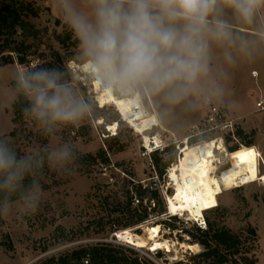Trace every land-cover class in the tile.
Listing matches in <instances>:
<instances>
[{"label":"rangeland","instance_id":"obj_1","mask_svg":"<svg viewBox=\"0 0 264 264\" xmlns=\"http://www.w3.org/2000/svg\"><path fill=\"white\" fill-rule=\"evenodd\" d=\"M23 1L33 3L34 9L38 10V17L31 19V22L37 28L47 27L48 32L39 40L28 41L32 44L31 50L36 52L28 66L19 65L14 59L13 63L0 67V136L8 134L14 128L11 108L14 99L10 94L14 73L33 68L38 64L48 67L47 63L52 61L50 48L58 50L61 55L72 52L71 59L59 64L58 67L66 68L71 84L92 104L93 112L89 120L65 128L58 134L62 141L73 145L76 159L68 170L45 166L40 176L43 190L37 211L22 214L14 206L10 214L2 216L4 223L0 231V264H37L48 256L96 242L105 241L131 246L121 240L125 232L145 236L148 228L153 229L154 224H158L156 227L159 230L154 241L167 240V242L158 249H152L151 245L142 248L131 246L140 257L147 258L150 264H196L199 260L193 259L192 256L202 251V247L198 244L199 248H195L196 250H187L180 244L192 243V239L182 231V228L190 229L193 226H199L197 223L200 220H193L186 212L177 213L176 219L169 220L168 216L172 214L168 213L166 196L174 194L173 184L178 173L172 168L181 155L180 147H185L182 142L184 138H191L196 144L223 135L221 132L202 133L205 128L203 103L195 109L183 110L185 113L176 112L173 116H166L157 96L149 91L138 89L149 116L146 120L139 122L138 131H136L135 128L119 120V115L112 106L101 108L94 101L93 95H97L99 89L91 82L97 84L96 78L86 76L71 67V62L79 65L84 61L78 56L77 47L71 45L72 34L70 39L64 41L66 35L71 32L54 8L53 0ZM54 20H58L59 24L57 25ZM16 37L21 39L20 31L17 32ZM246 67L248 70L252 67L259 71L255 63H250ZM259 79V76L249 77L243 74L239 76V79H233L232 83L237 89L245 92L251 87L257 88ZM153 98H156L155 101L152 100ZM177 111L180 112V109ZM100 119L103 120L101 125L97 124ZM114 122L117 123V134L111 136L106 129V124ZM17 129L19 140L15 141V147L22 153L34 146L50 143L49 138L43 135L28 118L19 120ZM144 135L149 136L150 139L152 136L155 139L159 137L158 146L153 144L152 147H144ZM227 138L228 135L224 134L223 142L228 152L231 146L238 148L241 144L244 145L242 138L237 134L235 139ZM171 144L174 145L173 149L169 148V151L174 154L173 162L164 170L162 176H158L151 152L156 148L159 149L158 155L164 160L170 153L162 149ZM236 152L245 154L242 148L241 151ZM102 153L107 157V162L100 161L101 158L98 157L89 164L82 162L79 158L87 154L100 156ZM216 154L223 157V154L219 152ZM224 159L226 162L229 161L227 157ZM221 162L222 160L215 163ZM229 163L221 166L219 172L229 167ZM260 170L262 171V166ZM129 182L140 183L144 187L153 186L158 190L162 203L159 206L156 205L155 211L151 212L147 222L140 226L128 227L130 229L128 231H118L122 230L119 228L114 234L111 232L110 225L118 218L124 222L123 217L127 213L124 209L117 212L113 208L125 206L127 202L125 194L130 187ZM217 205L219 206L216 210L203 213L204 220L207 217L210 221L235 232L239 238V252L255 260V264H264V185L254 182L224 191L211 199L210 208ZM164 207L165 213L158 215L157 211ZM99 219H102L104 223L103 229L96 224ZM165 220L176 228L166 227L163 224ZM251 230L255 233L252 234ZM8 245L11 248H8ZM157 251H159L158 254ZM200 264L204 263L200 260Z\"/></svg>","mask_w":264,"mask_h":264},{"label":"clouds","instance_id":"obj_2","mask_svg":"<svg viewBox=\"0 0 264 264\" xmlns=\"http://www.w3.org/2000/svg\"><path fill=\"white\" fill-rule=\"evenodd\" d=\"M53 6L105 89L149 91L166 116L204 101L234 111L235 99L225 102L234 96L233 70L264 60V47L233 27L264 33V0H53ZM10 94L24 101L23 115L50 143L20 154L10 137L0 136V216L14 206L22 214L37 211L42 170H68L76 159L73 145L58 134L93 112L61 67L16 71Z\"/></svg>","mask_w":264,"mask_h":264},{"label":"trees","instance_id":"obj_3","mask_svg":"<svg viewBox=\"0 0 264 264\" xmlns=\"http://www.w3.org/2000/svg\"><path fill=\"white\" fill-rule=\"evenodd\" d=\"M38 15V10L34 9L33 3L31 2H25L23 0H0V67L13 63L14 59L17 60L19 65L23 66H28L31 62V57L34 56L36 52L35 50H31L32 44L28 43V41L39 40L43 34L48 32L47 27L37 28L35 24L31 22V19L37 18ZM54 22L57 25L59 24L58 20H54ZM18 31H20L21 39H17L16 37ZM70 38L71 33H68L64 41ZM71 45L77 47V42L74 38ZM50 49L52 61L47 63L48 67H58V65L63 64L64 61L70 60L73 55L72 52L61 55L58 50L54 48ZM36 66H42V64L35 65L34 67ZM63 69L66 70L64 67ZM23 104L24 101L22 99L12 102V123L14 124V128L8 134L1 135L10 137L14 144L15 141L19 140L17 122L26 118L22 112ZM227 139L229 140V136ZM226 141L227 140H225V142ZM193 142L194 140L188 138L187 146L192 147L198 144H194ZM173 147V144L167 145L162 151H169V148L173 149ZM182 147H180V149ZM16 149L18 153L23 154L19 148ZM238 150L239 147H229L230 152L228 153L235 161L242 157L241 153L237 154L238 152L236 151ZM159 153V149H156L151 152V155L158 176H162L164 170L173 162L174 154L169 151L170 155L168 158L162 160V157L158 155ZM98 157L101 158L100 161L107 162V157H105L103 153L100 156L87 154L79 158L82 162L90 164ZM129 183L130 187L127 188L125 194L127 196L125 206L113 208L117 212H121L124 209L127 213L126 216L123 214L125 217H123L124 222H121V219L118 218L115 223L113 222L110 225L111 232L114 234L119 228H122V230L118 231H128L130 230L128 227L140 226L144 222H147L151 212L155 211L156 205L159 206L162 203L158 190L153 188V186L144 187L140 183ZM218 206L219 205L205 209L203 213L216 210ZM165 211L166 209L164 207L160 208L157 213L158 215H162ZM176 218L175 215L168 216L169 220ZM205 219L206 228L204 229L199 226H193L190 229L182 228V231L192 239V243H197L202 247V251L192 256L193 259L197 258L199 260L196 264H200V260L204 264H255V260L239 252V238L235 232H232L229 228L219 225L214 221H210L207 217ZM3 223L4 219L0 216V231ZM96 224L99 225L100 229H103L104 223L102 219H99ZM163 224L170 229L176 228L166 220ZM154 225L155 226L152 228L155 229L157 234L159 230L156 226L158 224ZM251 233L254 234L255 232L251 230ZM7 247L11 248L10 245ZM156 253L158 254L159 251ZM238 254H240V256L237 257ZM86 256H88V262L86 264H150L147 258L140 257L131 246L105 241L88 244L86 246H76L58 255L48 256L37 264H85L84 260Z\"/></svg>","mask_w":264,"mask_h":264},{"label":"bare ground","instance_id":"obj_4","mask_svg":"<svg viewBox=\"0 0 264 264\" xmlns=\"http://www.w3.org/2000/svg\"><path fill=\"white\" fill-rule=\"evenodd\" d=\"M71 67L76 71H81L86 76L96 78L87 66L86 61L79 65L72 64L71 62ZM91 84L99 89V93L93 95V99L98 106L101 108L112 106L118 115L122 116L121 121L138 131L139 122L146 120L149 116L138 89L131 91L113 90L112 92L107 89L103 91L104 85L102 82L97 81V84L91 82ZM97 124H103V120L100 119L97 121ZM116 127L117 123L115 122L106 124V129L111 133V136L117 134ZM143 140L144 146L147 147H152L153 144L158 146L157 143L160 142L159 137L155 139L152 136L150 139L147 135L143 136ZM183 143L185 147L180 149L181 155L172 168L173 171H177L178 173V177L173 184L174 194L166 196L169 213L186 212L193 220H201L203 218V211L211 207V199L220 193L254 182L264 185V171H259L260 157H264L261 153L255 152L245 146H239V150L242 148L245 154H242V157L235 161L231 158L220 137L211 138L192 147L187 146L185 138ZM216 152L223 154V157H219ZM224 157H227L229 161L226 162ZM220 160H222L220 164L215 163ZM228 162H230L229 167L219 172L221 166ZM156 237V232L148 228L145 236L125 232L121 236V240L136 248L149 247L151 245L152 249H158L167 240L154 241ZM180 245L187 250L199 248L197 243L184 242Z\"/></svg>","mask_w":264,"mask_h":264},{"label":"crops","instance_id":"obj_5","mask_svg":"<svg viewBox=\"0 0 264 264\" xmlns=\"http://www.w3.org/2000/svg\"><path fill=\"white\" fill-rule=\"evenodd\" d=\"M233 27L237 32L246 35L251 45H259L261 47H264V33H257L250 26L242 25L239 23H235ZM216 57V62L220 63L221 61L219 60V52L216 53ZM255 64L259 69L258 72L257 69L255 70L252 67L248 70V67H246V65H250V63L242 62L238 64V66L233 70V79H239V76L243 74L249 77L259 76V86H257V88L255 89L251 87L248 91L244 92L237 89L235 87L236 85L232 83L234 96L231 98H226L225 102H227V99L234 98L238 106L232 112H228L225 109L224 110L228 118L236 120L235 134H237L238 137H241L242 141L244 142V145L241 144L240 146H245L254 150L255 152H259L264 155V110H260L257 107V102L259 100L264 101V60H257ZM254 92L256 93L254 94ZM155 99L153 98L152 100L155 101ZM213 104L223 107L221 103ZM202 107L204 108L205 115L206 107L204 105V102L202 104ZM176 112L185 113V111L183 110H180V112ZM259 243L261 246L260 241Z\"/></svg>","mask_w":264,"mask_h":264},{"label":"built area","instance_id":"obj_6","mask_svg":"<svg viewBox=\"0 0 264 264\" xmlns=\"http://www.w3.org/2000/svg\"><path fill=\"white\" fill-rule=\"evenodd\" d=\"M204 105L206 107L205 115L203 117V125L205 126V128L202 130V133L203 132H221V134H223L222 137H220L222 140L224 138V134L235 139V121L236 120L228 118L224 108L221 106H217V105H215L213 103H209L207 101H204ZM257 107L260 110H264V101L259 100L257 102ZM121 118H122V116L119 115L120 120H121ZM185 140L188 142V138H185ZM143 146H144V144H143ZM144 147H146V146H144ZM149 151H151V150H149ZM260 166H262V171H264V157H260V160H259V171L262 172L260 170ZM169 212L170 211L168 210V213ZM172 215H175V214L172 213ZM195 221H196V219H195ZM197 224L199 225V227L204 229L205 228L204 218H202L200 220V222ZM87 262H88V256H86V258L84 260L85 264Z\"/></svg>","mask_w":264,"mask_h":264}]
</instances>
